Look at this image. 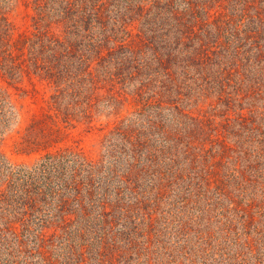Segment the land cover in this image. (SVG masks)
Returning <instances> with one entry per match:
<instances>
[{
    "label": "trees",
    "instance_id": "16d2710c",
    "mask_svg": "<svg viewBox=\"0 0 264 264\" xmlns=\"http://www.w3.org/2000/svg\"><path fill=\"white\" fill-rule=\"evenodd\" d=\"M9 2L0 77L50 92L16 144L38 156L12 162L0 86V264H262L264 0H39L17 34ZM187 99L232 112L212 127ZM119 104L98 158L63 143Z\"/></svg>",
    "mask_w": 264,
    "mask_h": 264
},
{
    "label": "rangeland",
    "instance_id": "374dc122",
    "mask_svg": "<svg viewBox=\"0 0 264 264\" xmlns=\"http://www.w3.org/2000/svg\"><path fill=\"white\" fill-rule=\"evenodd\" d=\"M38 1L39 0H12V2L6 5L4 8L6 10L4 11L14 27L15 34L24 30L33 29L34 15L36 14L35 6ZM0 86L8 91L17 109L16 121L6 132L1 148L12 162L34 160L38 154L30 156L20 154L17 152L16 144L25 134L26 127L33 117L41 113L44 97L48 96L50 92L49 88L41 84L36 78L31 79L29 76H25L18 82L11 83L0 77ZM216 101L218 100L215 99L212 102L211 100L205 101L204 99H198V101L187 99L183 107L191 112L192 115L199 116L200 119L210 122L212 127L218 126L217 128L220 129L222 128V124L226 121L224 117L225 114L232 112V109H228L229 107L227 105L219 104ZM119 105L114 109L102 108L100 112H96V114L94 112L91 124L83 122L74 127L69 125L67 128L68 136L63 143L79 146L90 156L98 158L102 153L101 140L103 134L114 126L118 120V115L122 113L120 112L121 105L120 107ZM132 106L133 105L127 104V108H130V110H133ZM228 141L232 143L230 140ZM229 191L231 196L235 199L241 198L238 191L231 189H229ZM232 221L233 225L240 231L238 217H235ZM215 224H221V222ZM243 255H246L245 262H240L239 264H256L257 261L253 255L251 256L250 253H246L245 251ZM261 256L262 255H259V258ZM262 257V264H264V256Z\"/></svg>",
    "mask_w": 264,
    "mask_h": 264
}]
</instances>
